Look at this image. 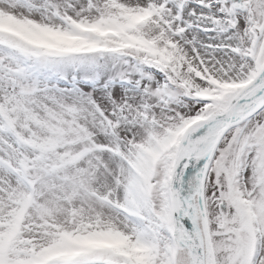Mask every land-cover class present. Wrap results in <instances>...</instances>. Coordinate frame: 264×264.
Instances as JSON below:
<instances>
[{
  "label": "snow or ice",
  "instance_id": "1",
  "mask_svg": "<svg viewBox=\"0 0 264 264\" xmlns=\"http://www.w3.org/2000/svg\"><path fill=\"white\" fill-rule=\"evenodd\" d=\"M0 264H264V0H0Z\"/></svg>",
  "mask_w": 264,
  "mask_h": 264
}]
</instances>
